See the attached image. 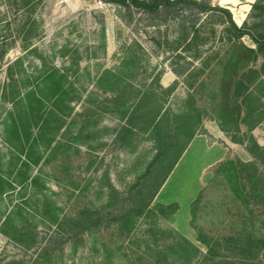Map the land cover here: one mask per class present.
Returning <instances> with one entry per match:
<instances>
[{
    "label": "rangeland",
    "instance_id": "374dc122",
    "mask_svg": "<svg viewBox=\"0 0 264 264\" xmlns=\"http://www.w3.org/2000/svg\"><path fill=\"white\" fill-rule=\"evenodd\" d=\"M25 1L0 0V264H153L157 248L166 250L170 264H183L169 248L177 233L207 250L192 227V202L202 191L197 225L216 235L240 225L225 180H213L220 157L243 156L211 118L213 78L221 68L212 61L215 70H207L211 78L198 93L172 71L189 70L187 61L200 66L190 58L194 51L176 41L182 22H195L210 38L201 47L205 57L231 53L225 17L182 5L176 15L165 6L150 13L124 0ZM243 42L255 47L248 36ZM157 74L165 87L178 80L164 109L180 111L195 95L209 112L206 132L195 136L134 230L122 234L115 220L119 203L107 206L110 192L126 195L156 146L143 128L118 140L128 115L116 109L114 96L125 86L131 106L135 90ZM256 135L264 146V120ZM174 202L179 208L172 216L157 209ZM88 210L103 221L90 227L82 217Z\"/></svg>",
    "mask_w": 264,
    "mask_h": 264
},
{
    "label": "trees",
    "instance_id": "16d2710c",
    "mask_svg": "<svg viewBox=\"0 0 264 264\" xmlns=\"http://www.w3.org/2000/svg\"><path fill=\"white\" fill-rule=\"evenodd\" d=\"M30 1L26 0L25 3ZM124 1L150 13H155L165 6L171 8V13L176 15L175 13L179 12L176 7L182 5L197 15L218 13L225 17L228 25L225 30V43L231 53L225 57H219L218 53L214 58L205 57L208 50L201 47L205 46L210 38L201 32L195 22H182L176 41L180 46L184 45V51H194L190 58L200 66L187 61L191 65L189 70L186 68L179 71L177 67H172V71L178 78L185 75L189 87L198 93L208 85L207 79L211 78L207 70H215V66H211L212 61H216L221 68L213 78L216 84L211 97L216 102L211 108V112L215 113L211 118L217 120L221 130L232 142L244 145L252 159L244 161L240 158H227L220 161L213 180L221 177L225 180L232 203L241 211L236 214L240 225L229 233L219 235L213 234L205 226L197 225L195 220L197 209L203 202L202 191L192 202L191 212L192 227L196 230L198 240L206 246V252L179 233L169 248L178 255L183 264H193L196 259H201L202 264H264V146L258 143L252 133L264 120V0L252 3L251 10L241 26L235 23L229 9L218 4L213 5L210 1ZM212 34L215 36V32ZM245 36L252 40L255 47L247 46L243 42ZM177 58L178 61L185 59L182 55ZM56 73L49 74L48 78H54ZM177 84L178 80H175L173 84L165 87L161 83V74H157L144 90H135V100L131 106L125 105V86L119 88L114 96L116 109L128 115L127 124L118 133V140L122 141L128 134L136 135L137 130L143 128L150 132L156 146V154L146 172L127 194L123 195L115 188L110 192L107 206L113 207L119 203L115 220L122 234H129L134 230L138 216L148 212L154 198L194 137L206 132L204 118L209 112L198 105L195 95L189 94L185 106L180 111L164 109L166 97L173 94ZM58 85L59 81L54 82L55 88ZM241 124L247 126V133L242 130ZM120 195L123 196L122 199H119ZM178 208L177 202L157 205L158 211L168 216H172ZM82 217H85L84 222H88L91 227L94 223L103 221L104 216L100 212L90 213L88 210ZM152 262L170 264L169 254L163 248H157L153 253Z\"/></svg>",
    "mask_w": 264,
    "mask_h": 264
},
{
    "label": "crops",
    "instance_id": "0c3cea01",
    "mask_svg": "<svg viewBox=\"0 0 264 264\" xmlns=\"http://www.w3.org/2000/svg\"><path fill=\"white\" fill-rule=\"evenodd\" d=\"M215 1L221 7L229 9L232 13V16H233L235 23L238 26H241L243 24V22L246 20L249 12L251 10L252 3H254L256 0H215ZM256 129H257V127L252 130V133L256 137L258 143H262L260 141V138H258L256 135ZM261 140H263V139H261ZM240 146L242 147V151H243V156L241 157L242 160H244V161L251 160L252 157L248 153V151L246 150L245 146L241 145V144H240ZM223 158H224V156L220 157L219 160L221 161ZM164 187H165V184L162 187V190L164 189Z\"/></svg>",
    "mask_w": 264,
    "mask_h": 264
}]
</instances>
